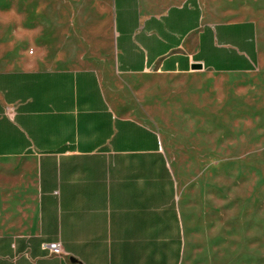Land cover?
I'll list each match as a JSON object with an SVG mask.
<instances>
[{
    "label": "crops",
    "instance_id": "1",
    "mask_svg": "<svg viewBox=\"0 0 264 264\" xmlns=\"http://www.w3.org/2000/svg\"><path fill=\"white\" fill-rule=\"evenodd\" d=\"M120 75L264 72V24L200 0H111ZM59 242L61 255L42 249ZM159 133L116 112L91 67L0 70V264H181ZM71 259H75V262Z\"/></svg>",
    "mask_w": 264,
    "mask_h": 264
},
{
    "label": "rangeland",
    "instance_id": "2",
    "mask_svg": "<svg viewBox=\"0 0 264 264\" xmlns=\"http://www.w3.org/2000/svg\"><path fill=\"white\" fill-rule=\"evenodd\" d=\"M166 4L180 0H157ZM264 24V0H200ZM91 67L116 112L153 127L176 184L181 264H264V72L120 75L111 0H0V70Z\"/></svg>",
    "mask_w": 264,
    "mask_h": 264
},
{
    "label": "built area",
    "instance_id": "3",
    "mask_svg": "<svg viewBox=\"0 0 264 264\" xmlns=\"http://www.w3.org/2000/svg\"><path fill=\"white\" fill-rule=\"evenodd\" d=\"M42 249L47 250L51 255H61L63 254V250L59 242H43L41 244Z\"/></svg>",
    "mask_w": 264,
    "mask_h": 264
},
{
    "label": "water",
    "instance_id": "4",
    "mask_svg": "<svg viewBox=\"0 0 264 264\" xmlns=\"http://www.w3.org/2000/svg\"><path fill=\"white\" fill-rule=\"evenodd\" d=\"M200 68H202V66L200 64H194L193 65V69H200ZM71 260L75 262V259H71Z\"/></svg>",
    "mask_w": 264,
    "mask_h": 264
}]
</instances>
